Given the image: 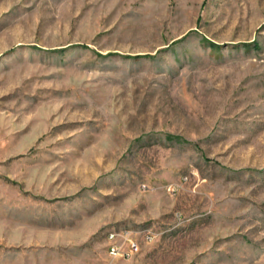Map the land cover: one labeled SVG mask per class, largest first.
I'll return each mask as SVG.
<instances>
[{
  "label": "rangeland",
  "instance_id": "rangeland-1",
  "mask_svg": "<svg viewBox=\"0 0 264 264\" xmlns=\"http://www.w3.org/2000/svg\"><path fill=\"white\" fill-rule=\"evenodd\" d=\"M0 264H264V0H0Z\"/></svg>",
  "mask_w": 264,
  "mask_h": 264
},
{
  "label": "built area",
  "instance_id": "built-area-1",
  "mask_svg": "<svg viewBox=\"0 0 264 264\" xmlns=\"http://www.w3.org/2000/svg\"><path fill=\"white\" fill-rule=\"evenodd\" d=\"M121 233L125 234L127 233V231L121 230L115 227L107 230V233H106L107 239L111 241L108 245V252L112 256H117L120 254V251H122L121 245H119L115 239L118 235H121ZM133 248H134V244H131L128 246L127 249H129L130 251H133Z\"/></svg>",
  "mask_w": 264,
  "mask_h": 264
}]
</instances>
